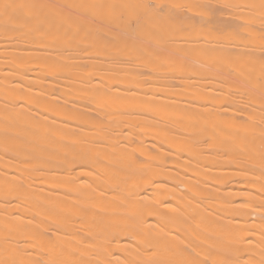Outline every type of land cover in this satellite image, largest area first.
Masks as SVG:
<instances>
[{"label":"bare ground","instance_id":"6f19581e","mask_svg":"<svg viewBox=\"0 0 264 264\" xmlns=\"http://www.w3.org/2000/svg\"><path fill=\"white\" fill-rule=\"evenodd\" d=\"M0 264H264V0H0Z\"/></svg>","mask_w":264,"mask_h":264}]
</instances>
